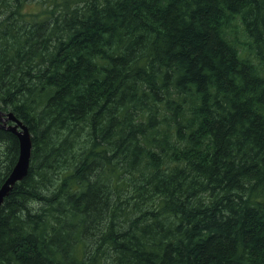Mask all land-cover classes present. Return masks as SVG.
<instances>
[{
	"label": "trees",
	"instance_id": "obj_1",
	"mask_svg": "<svg viewBox=\"0 0 264 264\" xmlns=\"http://www.w3.org/2000/svg\"><path fill=\"white\" fill-rule=\"evenodd\" d=\"M0 109V264H264V0H0Z\"/></svg>",
	"mask_w": 264,
	"mask_h": 264
},
{
	"label": "water",
	"instance_id": "obj_2",
	"mask_svg": "<svg viewBox=\"0 0 264 264\" xmlns=\"http://www.w3.org/2000/svg\"><path fill=\"white\" fill-rule=\"evenodd\" d=\"M11 123V125H8ZM0 129L13 133L19 145V154L15 165L0 188V209L5 198L18 183L22 182L29 173L32 156V134L27 125L17 119L12 112L0 109Z\"/></svg>",
	"mask_w": 264,
	"mask_h": 264
},
{
	"label": "rangeland",
	"instance_id": "obj_3",
	"mask_svg": "<svg viewBox=\"0 0 264 264\" xmlns=\"http://www.w3.org/2000/svg\"><path fill=\"white\" fill-rule=\"evenodd\" d=\"M246 41V38L243 39V42Z\"/></svg>",
	"mask_w": 264,
	"mask_h": 264
},
{
	"label": "bare ground",
	"instance_id": "obj_4",
	"mask_svg": "<svg viewBox=\"0 0 264 264\" xmlns=\"http://www.w3.org/2000/svg\"><path fill=\"white\" fill-rule=\"evenodd\" d=\"M8 125H11V123H8Z\"/></svg>",
	"mask_w": 264,
	"mask_h": 264
}]
</instances>
